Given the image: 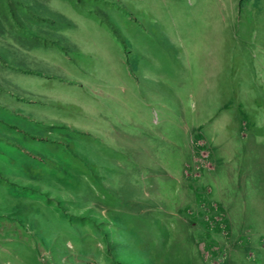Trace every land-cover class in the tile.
<instances>
[{
	"label": "rangeland",
	"instance_id": "obj_1",
	"mask_svg": "<svg viewBox=\"0 0 264 264\" xmlns=\"http://www.w3.org/2000/svg\"><path fill=\"white\" fill-rule=\"evenodd\" d=\"M262 179L264 0H0V264H119L90 209L140 248L183 201L264 225Z\"/></svg>",
	"mask_w": 264,
	"mask_h": 264
},
{
	"label": "trees",
	"instance_id": "obj_2",
	"mask_svg": "<svg viewBox=\"0 0 264 264\" xmlns=\"http://www.w3.org/2000/svg\"><path fill=\"white\" fill-rule=\"evenodd\" d=\"M207 206V203L204 205H200L199 202H196V207L191 211V216L185 214V216L187 215L186 217L189 223H187V225H184L180 224L181 220H179V218L172 219V222L174 223H171L172 228L170 229V231L159 228L160 225L158 223H160V221L157 220L159 218L154 216L144 217H148L146 219L147 224H149L151 227H154L155 234L152 235L153 242H151V244L147 243V247L145 246L142 248L139 247V244L135 243V235L137 234L134 232V229L130 231V236L127 234L122 235V233L126 232H120V229L117 227L118 225L116 224V226L110 221V216L108 218H104L103 216L99 217L96 210L90 209L89 213L91 214L89 215V217L95 227L101 232L105 233L108 238V244H112L113 248H117L116 251L118 252L115 253L119 255L117 256L119 258L117 259V262H119V264L121 263V260H125L124 258H126L125 261L129 262L125 263L123 261L121 264H134L136 260L141 261L144 264L142 260H139V258H137L135 251L138 254L142 251H148L147 256L149 257L148 260H150V256L159 258L161 256V252H157L156 254L155 252L161 249L164 250V252L168 250L167 252H165L163 259L166 264H210L213 261L219 259L221 253H226V248L224 247V245H226L230 241L233 242V239L231 234L232 231L230 229V231H228V234H226L224 237L223 235H221V226L218 224L213 226L212 222L214 218L210 215V210L214 205L213 203H211L210 208H208ZM215 211H220L219 206L216 207ZM209 216L211 218H208ZM115 219L119 224H121L119 218L115 217ZM222 219L223 218H221V220ZM224 220L229 222V220L225 218ZM107 224L112 225V228H108L106 226ZM212 226L213 228H216V230H212ZM133 227L134 225H132V228ZM156 228H158V230ZM214 231L219 234V238L217 241H214L212 237V235H214ZM114 236H116V239ZM141 238L144 239V236L137 235L138 243L140 242ZM202 244L204 245L205 251L210 253V256L208 258H206L202 253ZM215 245H220L218 251L213 249ZM155 246L158 248H154ZM128 250H130V253H127ZM228 260L229 259L227 256L226 261H224V263L220 262L219 264H230Z\"/></svg>",
	"mask_w": 264,
	"mask_h": 264
},
{
	"label": "crops",
	"instance_id": "obj_3",
	"mask_svg": "<svg viewBox=\"0 0 264 264\" xmlns=\"http://www.w3.org/2000/svg\"><path fill=\"white\" fill-rule=\"evenodd\" d=\"M262 185L263 184V179L261 180V183ZM236 185V184H235ZM245 185L243 184V187ZM237 188H240V186L236 185ZM258 190H261V188H259ZM147 195H149V192L147 191L146 192ZM241 194L242 196V199L240 201L241 202H247V199L249 200L250 196L248 194V191H247V188L244 187V188H240V190L238 192H236L235 194L238 196V194ZM220 201H222L220 198H219ZM236 200V199H235ZM263 202H264V198H263ZM186 203H189V206L191 208V211L193 210V208L196 207V202H194V200H192L191 202L188 201H183V204L185 205ZM254 204V202H253ZM263 209H264V206H263ZM148 212L150 211H154L152 209V207H149L147 208ZM166 211V210H164ZM181 210L179 209V213L181 214L180 212ZM174 217L176 218H179L180 221V224H186L189 223V221L186 219L183 218V216H179V215H174ZM247 213L245 216L242 215V212H236L234 211V215H233V220L231 221V230H232V233L235 235V240L240 237V236H243V235H246V236H249V237H253L254 239L256 240H260V239H264V234L263 231H264V225H261V224H258L256 221H250V222H246L245 218H247ZM253 226V227H252ZM244 228V229H242ZM255 229L254 232H251L249 230L251 229ZM248 230V231H247ZM239 240V239H238ZM256 243V242H255ZM233 243L230 241L229 243H227L226 245H224V247L226 249H228L226 252L228 253V262L230 264H247L248 262L252 261L251 258H249V254L251 253V250L250 248H246L248 250H245V252H243L240 248H237L235 249V252L232 253V249H231V245ZM256 249L257 252L255 253V255L253 254L252 252V255L255 257L254 259V263H257V262H261V260L259 259V257H261L262 255L264 256V244H259L258 246H254L253 250Z\"/></svg>",
	"mask_w": 264,
	"mask_h": 264
},
{
	"label": "built area",
	"instance_id": "obj_4",
	"mask_svg": "<svg viewBox=\"0 0 264 264\" xmlns=\"http://www.w3.org/2000/svg\"><path fill=\"white\" fill-rule=\"evenodd\" d=\"M218 219L221 220V217H219ZM201 249H202V253L205 255V257L208 258L210 256V253L205 251L203 244H202Z\"/></svg>",
	"mask_w": 264,
	"mask_h": 264
}]
</instances>
